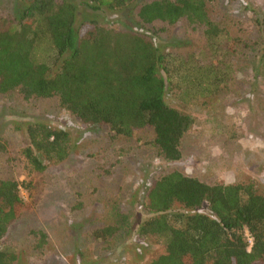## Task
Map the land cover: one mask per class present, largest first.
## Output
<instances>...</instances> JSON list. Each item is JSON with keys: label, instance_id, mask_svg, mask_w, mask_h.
Wrapping results in <instances>:
<instances>
[{"label": "trees", "instance_id": "obj_1", "mask_svg": "<svg viewBox=\"0 0 264 264\" xmlns=\"http://www.w3.org/2000/svg\"><path fill=\"white\" fill-rule=\"evenodd\" d=\"M133 2L82 0L93 10L114 11ZM215 4L216 0L142 1L136 21L152 27L143 32L123 30L117 21L86 19L77 24V6L70 0H24L17 16L0 15V94L16 91L24 103L53 99L58 109L83 125L106 126L110 141L150 126L158 154L166 161L179 160L182 138L194 120L167 101L171 84H179L175 76L182 73L193 87L210 91L218 90L227 77L202 64L195 53L183 56L162 49L155 37L181 21L211 47L224 36L228 43L233 41V50L227 43L225 53L230 65L242 54L234 50L239 42L230 30L237 20L214 9ZM255 24L260 26L257 19ZM38 47L42 57L36 55ZM205 80L209 88L202 87ZM26 137L19 158L14 154L13 159L28 171L43 172V159L59 162L69 155L67 129L46 121L29 122ZM7 149L0 137V154ZM19 185L0 178V240L26 207ZM144 201L148 217L136 233L164 246L163 253L145 264H264V192L254 180L208 183L173 169L154 177ZM90 231L107 242L118 226ZM31 234L35 250L48 245L44 230L31 229ZM17 258L14 249L0 246V264H14Z\"/></svg>", "mask_w": 264, "mask_h": 264}, {"label": "rangeland", "instance_id": "obj_2", "mask_svg": "<svg viewBox=\"0 0 264 264\" xmlns=\"http://www.w3.org/2000/svg\"><path fill=\"white\" fill-rule=\"evenodd\" d=\"M70 1L77 6V24L97 19L117 21L123 30L152 28L136 21L135 13L145 0H134L118 11L93 10L82 0ZM23 6L24 0H0V15L17 16ZM213 8L237 20L230 30L238 37L234 50L242 54L230 65L224 36L211 47L181 21L155 37L162 49L183 56L195 53L194 58L227 77L218 90L210 91L193 87L182 73L175 76L179 84H171L167 101L194 120L182 138L179 160L166 161L158 154L150 126L110 141L106 126L83 125L58 109L53 99L24 103L16 91L0 94V137L8 146L0 154V178L18 181L26 202L0 240L1 247L17 252L14 264H145L163 253L162 244L136 233L148 217L144 195L162 172L177 169L208 183L252 179L264 192V0H216ZM42 54L36 48V55ZM209 84L205 80L202 87ZM35 121L67 129L71 137L68 157L48 163L43 159V172L28 171L16 160L27 143L26 125ZM110 224L118 226L111 240L91 235L93 227ZM31 229L48 235L42 250L32 247Z\"/></svg>", "mask_w": 264, "mask_h": 264}, {"label": "built area", "instance_id": "obj_3", "mask_svg": "<svg viewBox=\"0 0 264 264\" xmlns=\"http://www.w3.org/2000/svg\"><path fill=\"white\" fill-rule=\"evenodd\" d=\"M249 241L251 242V238L249 237Z\"/></svg>", "mask_w": 264, "mask_h": 264}]
</instances>
